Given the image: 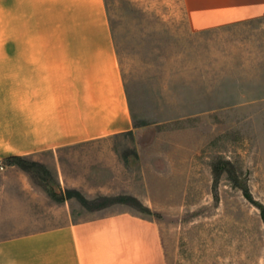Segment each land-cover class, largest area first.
<instances>
[{
  "label": "rangeland",
  "instance_id": "obj_1",
  "mask_svg": "<svg viewBox=\"0 0 264 264\" xmlns=\"http://www.w3.org/2000/svg\"><path fill=\"white\" fill-rule=\"evenodd\" d=\"M103 1L133 131L15 162L42 191L20 219L126 211L158 226L165 264H264V19L191 34L181 0ZM74 2L0 0V62L76 45Z\"/></svg>",
  "mask_w": 264,
  "mask_h": 264
},
{
  "label": "crops",
  "instance_id": "obj_2",
  "mask_svg": "<svg viewBox=\"0 0 264 264\" xmlns=\"http://www.w3.org/2000/svg\"><path fill=\"white\" fill-rule=\"evenodd\" d=\"M74 1L87 24L76 45L15 47L0 62V264H165L158 226L126 211L74 220L71 210L46 228L19 217L42 191L12 158L48 167L63 150L133 131L104 1ZM181 1L191 34L264 19V0Z\"/></svg>",
  "mask_w": 264,
  "mask_h": 264
},
{
  "label": "trees",
  "instance_id": "obj_3",
  "mask_svg": "<svg viewBox=\"0 0 264 264\" xmlns=\"http://www.w3.org/2000/svg\"><path fill=\"white\" fill-rule=\"evenodd\" d=\"M11 161L14 162V163H15V162H18V163H19V162H21L22 160H21L20 158H12Z\"/></svg>",
  "mask_w": 264,
  "mask_h": 264
},
{
  "label": "built area",
  "instance_id": "obj_4",
  "mask_svg": "<svg viewBox=\"0 0 264 264\" xmlns=\"http://www.w3.org/2000/svg\"><path fill=\"white\" fill-rule=\"evenodd\" d=\"M0 170H2V168H0Z\"/></svg>",
  "mask_w": 264,
  "mask_h": 264
}]
</instances>
